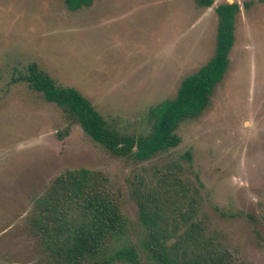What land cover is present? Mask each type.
Here are the masks:
<instances>
[{
	"label": "rangeland",
	"instance_id": "1",
	"mask_svg": "<svg viewBox=\"0 0 264 264\" xmlns=\"http://www.w3.org/2000/svg\"><path fill=\"white\" fill-rule=\"evenodd\" d=\"M212 1L94 0L69 10L64 0H0V264H52L36 201L79 169L105 177L126 219L119 243L138 252L137 264H156L140 248L139 184L167 197L176 216L191 200L189 220L224 264H264V0ZM234 2L228 64L208 106L179 124L178 146L147 160L110 152L22 80L36 65L78 91L108 129L136 139L150 131L149 109L214 56V8ZM188 225L179 220L176 235Z\"/></svg>",
	"mask_w": 264,
	"mask_h": 264
},
{
	"label": "trees",
	"instance_id": "2",
	"mask_svg": "<svg viewBox=\"0 0 264 264\" xmlns=\"http://www.w3.org/2000/svg\"><path fill=\"white\" fill-rule=\"evenodd\" d=\"M93 1L64 0V3L69 10H77L90 6ZM198 2L205 7L213 4L212 0ZM240 10L235 2L214 8L218 17L214 56L182 80L174 99L149 109L150 131L136 139L108 129L102 116L78 91L57 86L36 65L28 67L22 80L110 152L133 154L137 160H147L160 151L178 146L175 130L179 124L199 116L208 106L213 88L226 71ZM105 181V177L94 171H70L56 179L48 194L37 199L39 212L34 216V226L52 264L138 263V252L131 245L119 243L126 230V219L105 188ZM138 186L133 189L132 198L145 231L140 248L146 257L156 264H224L227 258L224 251L210 237L203 238L199 225L189 220L191 200L186 210L176 216L167 211V197L162 198L153 188ZM186 193L187 189L183 188L181 195ZM179 220L188 223L189 229L176 235Z\"/></svg>",
	"mask_w": 264,
	"mask_h": 264
}]
</instances>
